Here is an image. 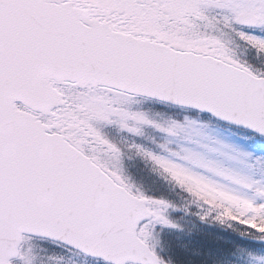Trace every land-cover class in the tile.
Wrapping results in <instances>:
<instances>
[{
	"label": "snow or ice",
	"instance_id": "obj_1",
	"mask_svg": "<svg viewBox=\"0 0 264 264\" xmlns=\"http://www.w3.org/2000/svg\"><path fill=\"white\" fill-rule=\"evenodd\" d=\"M225 132L249 146L225 151ZM129 153L201 222L264 241V0H0V264H51L48 241L165 264L153 237L180 229L176 205L136 185Z\"/></svg>",
	"mask_w": 264,
	"mask_h": 264
},
{
	"label": "trees",
	"instance_id": "obj_2",
	"mask_svg": "<svg viewBox=\"0 0 264 264\" xmlns=\"http://www.w3.org/2000/svg\"><path fill=\"white\" fill-rule=\"evenodd\" d=\"M173 199L177 206L182 196L179 195ZM188 200L190 201L184 196V201ZM180 225L184 228V235H182L184 237L172 239L165 248L166 241H163L162 257L168 264H244V258L248 259V253L256 256L264 254V248H257L256 239L251 235L240 234L250 231L244 226L226 225L215 232L204 229L191 231V227L187 229V224ZM202 237L205 240H202Z\"/></svg>",
	"mask_w": 264,
	"mask_h": 264
},
{
	"label": "rangeland",
	"instance_id": "obj_3",
	"mask_svg": "<svg viewBox=\"0 0 264 264\" xmlns=\"http://www.w3.org/2000/svg\"><path fill=\"white\" fill-rule=\"evenodd\" d=\"M250 56H251V59H254L253 53L249 52L248 56H247V59L249 60V62H250V59H249ZM255 63L256 64H253L254 66H256V65H257L256 67L260 66L259 62L256 61ZM176 111H178V110H171L169 112H163L162 110L157 109V110H152L149 113V115L154 120H159L162 123H166L168 121V117H166L163 113L171 114V113H174ZM221 139L226 146L225 151H229L232 153L242 152V145H244L245 147L249 146L248 143H246L243 139L233 138V140H235L237 143H239L241 145L235 143L234 141H231L229 139V134L226 132L223 133ZM161 142H163V140H161ZM132 159H133V162H134V165L136 168L140 167V168L144 169V171H138L139 175L142 174L143 172L154 173L161 180L160 183H158L156 181L154 182V180H153V182L156 183L157 185L152 186L150 188V191L148 190V188L145 187L146 186L145 182L140 183V182L136 181V185L138 187H140L142 190H144L146 192V194L153 195V193L158 192L157 190L163 189L162 191L167 192V194H169V192H173L175 194L182 196V200L180 201V204H179V202H177L178 204L175 207V210L170 213V215L172 216V218L175 222H177L179 224L183 223L184 225L187 224V226H188L187 229H189V227H191V231H193L194 229H196V230L204 229V230H210V231L212 230V231L218 232L217 230L221 229L220 227L227 225V224H220V223H217V222L211 221V220L209 222H201L200 220H198L196 218V216L194 215V213L196 212V206H195L194 202H192L191 200L190 201L189 200L184 201V195L181 192L176 191L169 184H167L165 182V179L162 177L161 173L157 169H154L150 165H147V164L139 161L136 158L135 153L132 154ZM146 167L148 169L145 170ZM158 185H164V187L158 186ZM160 194H162V193H160ZM182 232H184V228L178 230V229H171L168 227H162V226L158 225L156 228V232L154 233V237H153V243L156 246V251L158 252V250L163 249V241L164 242L166 241V243L164 245V248H165L170 243V241L172 239L174 240L180 236V235H176V234H180ZM168 233L170 235H176L178 237L169 236ZM161 239H162V244H161ZM172 244H173V242L171 243L170 247L172 246ZM256 244L258 246L257 247L258 249L264 248V241L257 240ZM29 246L39 249L41 247V244H40V242H36V243L31 244ZM46 247H47L46 251L50 252L52 257L54 258L51 260V264H89L88 262H86L87 261L86 259H84L80 256H77V255H74L73 252H71V251H69L63 247L58 248L53 244H47ZM261 256H264V254H261ZM42 264H50L49 259H44L42 261ZM165 264H168V263L165 261ZM244 264H249V259H247V257L244 258Z\"/></svg>",
	"mask_w": 264,
	"mask_h": 264
},
{
	"label": "water",
	"instance_id": "obj_4",
	"mask_svg": "<svg viewBox=\"0 0 264 264\" xmlns=\"http://www.w3.org/2000/svg\"><path fill=\"white\" fill-rule=\"evenodd\" d=\"M54 242H56V241H54ZM78 252H80V251H78ZM80 253H82V252H80ZM83 254V253H82ZM86 256H88V255H86ZM89 257V256H88Z\"/></svg>",
	"mask_w": 264,
	"mask_h": 264
},
{
	"label": "bare ground",
	"instance_id": "obj_5",
	"mask_svg": "<svg viewBox=\"0 0 264 264\" xmlns=\"http://www.w3.org/2000/svg\"><path fill=\"white\" fill-rule=\"evenodd\" d=\"M202 240H205V239L202 237Z\"/></svg>",
	"mask_w": 264,
	"mask_h": 264
}]
</instances>
